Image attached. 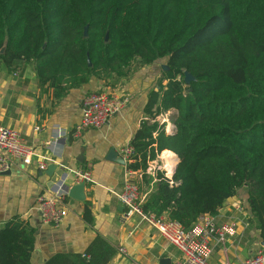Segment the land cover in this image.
I'll return each mask as SVG.
<instances>
[{
    "label": "trees",
    "instance_id": "trees-1",
    "mask_svg": "<svg viewBox=\"0 0 264 264\" xmlns=\"http://www.w3.org/2000/svg\"><path fill=\"white\" fill-rule=\"evenodd\" d=\"M162 58L127 167L147 181L163 150L178 162L170 178L155 171L143 211L189 229L244 188L249 221L264 238V0H0V71L31 66L55 98ZM171 109L166 131L157 117ZM82 213L91 224L88 203ZM34 233L17 218L0 225V264H31ZM113 254L97 235L74 264H107Z\"/></svg>",
    "mask_w": 264,
    "mask_h": 264
},
{
    "label": "crops",
    "instance_id": "crops-1",
    "mask_svg": "<svg viewBox=\"0 0 264 264\" xmlns=\"http://www.w3.org/2000/svg\"><path fill=\"white\" fill-rule=\"evenodd\" d=\"M161 64L158 60L145 66L132 64L129 76L123 80L104 83L91 79L57 98L48 87L38 86L31 66L22 74L0 72V127L14 128L36 154L28 163L15 159L8 173H0V225L17 218L35 228L31 264H52L49 261L55 255H62L64 264H74L76 256L81 255L97 235L114 249L107 264H170L177 258V251L148 222L136 214L123 218L124 209L117 199L122 190L123 164L116 161V157L110 158L114 153L119 157L118 149L129 143L145 119L142 109L147 92L155 86L165 68ZM95 90L117 93L127 97L128 102L107 124L88 128L73 137L74 127L81 118L82 99ZM176 113L171 109L157 117L160 122H165L166 131L174 125L172 118L169 120L165 115L172 117ZM36 127L39 128L37 131L34 130ZM58 128L64 130L60 138L57 137ZM166 151L169 150H163L149 163V170L145 172L148 182L143 180V175L137 181L143 201L155 186V167L164 171L166 177L172 176L161 166L160 155ZM173 156L177 160V155ZM41 157L48 159L43 170L37 167ZM175 159L172 169L176 165ZM62 168L65 172L88 170L92 182L84 187L82 201L68 194L65 196L62 205L67 215L55 227L41 223L34 207L37 196L50 194L59 184L64 172ZM73 184L66 179L65 185ZM85 203L90 206L91 224L82 217ZM243 208L248 210L246 189L241 188L214 215L218 224L231 217H238L240 222L237 234L227 240L224 248L213 245L211 264H239L257 250L264 251V238L249 221V211H245L247 216L243 214ZM120 248L124 252H120Z\"/></svg>",
    "mask_w": 264,
    "mask_h": 264
},
{
    "label": "built area",
    "instance_id": "built-area-1",
    "mask_svg": "<svg viewBox=\"0 0 264 264\" xmlns=\"http://www.w3.org/2000/svg\"><path fill=\"white\" fill-rule=\"evenodd\" d=\"M127 102V97L113 92L95 90L87 93L82 99L81 118L74 127L73 137H78L88 128H100L107 124L114 114L124 109ZM38 129V127L34 128L35 131ZM63 135L64 130L58 128L57 137L60 138ZM118 153L123 160V173L122 190L117 194V199L124 209L123 218L126 219L136 214L148 222L177 251V258L170 264H211L213 245L225 247L227 240L237 234L239 218L231 217L228 221L218 224L215 216L203 214L198 217L192 227L185 229L178 221L170 219L165 214L157 216L151 212H144L143 198L137 182L142 172L127 167V164L132 162L133 148L125 144L118 149ZM35 155L34 148L22 141L18 131L11 127H0V173L9 170L15 159L28 163ZM47 160L46 157H41L37 167L43 170ZM148 167L146 172L149 170ZM156 170L159 168L155 167ZM66 179L75 184L84 183V186L92 182L91 173L88 170L71 169L65 172L64 177L60 179L59 184L50 194H41L36 198L34 209L41 223L57 227L67 215L62 205L67 195L64 186ZM241 210L239 206L238 212L241 213ZM119 251L124 252L123 248ZM239 264H264V251L257 250Z\"/></svg>",
    "mask_w": 264,
    "mask_h": 264
},
{
    "label": "water",
    "instance_id": "water-1",
    "mask_svg": "<svg viewBox=\"0 0 264 264\" xmlns=\"http://www.w3.org/2000/svg\"><path fill=\"white\" fill-rule=\"evenodd\" d=\"M84 33H85V31H84ZM2 51H3V49H1V52ZM190 79H192V76L189 73L184 72V80L189 81ZM167 131H169V129ZM110 154H111V152H110ZM115 157L117 158L116 161H118L120 164H123V160L120 157H118L117 153H114V155L110 156L111 159H115ZM177 162H178V157L176 160V164H177ZM174 168L172 169L171 174L174 172ZM63 171H64V169L62 168V172ZM8 172L9 171H5L4 173H8ZM64 175H65V171L62 173L61 178L64 177ZM64 186L67 190L68 196H70L71 198H74V199L79 200V201H82L84 199V187H85L84 183L73 184L70 187H68L67 185H64Z\"/></svg>",
    "mask_w": 264,
    "mask_h": 264
},
{
    "label": "bare ground",
    "instance_id": "bare-ground-1",
    "mask_svg": "<svg viewBox=\"0 0 264 264\" xmlns=\"http://www.w3.org/2000/svg\"><path fill=\"white\" fill-rule=\"evenodd\" d=\"M160 157L163 160L161 166L166 170L167 173H170L172 171L173 161L175 159L173 154L164 152L160 155Z\"/></svg>",
    "mask_w": 264,
    "mask_h": 264
},
{
    "label": "rangeland",
    "instance_id": "rangeland-1",
    "mask_svg": "<svg viewBox=\"0 0 264 264\" xmlns=\"http://www.w3.org/2000/svg\"><path fill=\"white\" fill-rule=\"evenodd\" d=\"M165 61H166V58H162V59H159V60H158L159 63H162L161 65H163V64L165 65ZM159 70H160V66H159ZM25 71H27V68H26ZM25 71H24V72H25ZM0 72H3V71H0ZM5 73H6V72H5ZM13 73H14V72H12V73H10V74H13ZM159 117H161V116H159ZM173 117H174V115H172V117H171V115H170V116H166V115H165V118H167V119L169 118V120H170V118H173ZM169 122H170V121H169ZM164 123H165V122H164ZM240 192H241V190H240ZM239 201H241V200H239ZM243 211H244L243 214L247 216L248 213L245 212V211H248V210L245 209V208H243Z\"/></svg>",
    "mask_w": 264,
    "mask_h": 264
}]
</instances>
